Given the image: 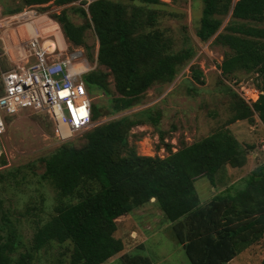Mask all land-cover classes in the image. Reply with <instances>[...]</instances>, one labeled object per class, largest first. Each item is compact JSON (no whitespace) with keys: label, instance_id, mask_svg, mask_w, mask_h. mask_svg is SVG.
Returning <instances> with one entry per match:
<instances>
[{"label":"trees","instance_id":"16d2710c","mask_svg":"<svg viewBox=\"0 0 264 264\" xmlns=\"http://www.w3.org/2000/svg\"><path fill=\"white\" fill-rule=\"evenodd\" d=\"M51 2L68 5L51 17L71 44L90 50L88 31H94L99 43L98 64L84 80L91 93L93 120L99 121L104 114L112 118L28 164L56 190L51 216L40 222L34 233V251L52 242H70V264H106L126 247L115 235L119 219L149 204L163 211L173 238L183 246L191 264H226L259 242L264 237V163H257L241 185L226 187L207 203L196 181L207 178L217 187L220 171L225 166L243 167L255 148L243 145L228 125L244 119L264 123V0H202L196 35L204 42L212 39L213 46L224 49L220 82L231 94L232 117L227 125L191 143L182 137L176 151L166 143L169 152L164 157L138 153L129 139L134 127H158L163 110L151 106L127 111L143 105L150 88L171 84L187 66L196 82H206L200 62L194 60V45L185 42L176 50L173 36L161 26L165 11L159 5L167 3L21 0L3 12L12 15ZM71 14L80 15L83 21H74ZM182 28L188 32L186 25ZM241 71L246 77L254 76L248 85L259 90L257 100L247 101L240 89L233 87L239 83ZM94 91L105 96L104 108L93 101ZM40 123L53 132L46 113ZM159 134L164 142L166 130L160 129ZM8 222L0 196V264H33V250L15 255L16 235L6 232ZM122 259L124 264H153L143 254L127 252Z\"/></svg>","mask_w":264,"mask_h":264},{"label":"rangeland","instance_id":"374dc122","mask_svg":"<svg viewBox=\"0 0 264 264\" xmlns=\"http://www.w3.org/2000/svg\"><path fill=\"white\" fill-rule=\"evenodd\" d=\"M20 1L0 0V18L9 16L3 12L5 8L14 7ZM162 1L167 4L159 5L165 11L164 17L160 20L161 26L169 30L173 36L176 50L184 46L185 42L194 45L197 51L194 60L200 62L206 81L205 83L196 82L191 76L189 66H187L171 84L156 85L150 88L145 103L127 111V113H131L151 106H157L163 110L158 127L151 124L134 127L129 139L131 144L136 146L138 153L158 154L164 157L169 152L166 143H171L173 151H176L181 145L182 137L191 143L227 125L232 117V110L230 107L231 94L226 90L225 84L220 82L221 69L219 65L223 60L224 49L213 46L212 39L204 42L196 35L195 27L202 14V0ZM65 6L68 5L61 6L51 2L46 6H38L35 10L38 12L37 17L41 16L44 17V20L47 19L42 25L45 29L50 28L47 35L52 34L53 36L50 38L53 40L60 38L61 43L67 44L70 49L74 47L83 49L84 58L88 60L90 68L93 69L98 64L99 43L92 29L88 31L87 37L91 46L90 50L84 45L71 44L64 33H62V37H57L60 31L54 28V22L57 23V21L51 17V14L60 12ZM43 7H47V9H43ZM71 16L78 23L83 21L78 14H71ZM227 21L228 18L221 29ZM183 25L188 27V32L183 30ZM10 27L9 25V27L0 28L2 39L0 45H5L2 31ZM42 37H40L41 42L43 41ZM11 46L16 48L14 44ZM23 46L28 48L26 43L17 47L21 54V58L18 56L21 59L20 62H16V58L14 61L11 60V56L8 54L0 55V72L12 68L22 70L36 62V58L32 56L29 63L25 64V56H23L25 47ZM89 54H92V57ZM84 75L82 76L84 77ZM239 75V83H235L233 87L241 90V87L245 86L241 91L243 93L245 91L246 94L247 89L250 88L244 81L250 76L246 77L245 71H241ZM229 80L225 79L224 81L230 85L232 82L229 84ZM111 81H113L112 78ZM111 85L113 86V82ZM89 95L91 96L90 92ZM92 98L94 102H97L99 108L105 107L106 98L103 94L94 91ZM102 111L105 113L107 110L102 109ZM42 114L32 108H25L17 114L9 116L8 119L11 120L7 123L6 132L0 141V196L4 199L5 211L9 218L6 232L11 230L16 235V256L27 250L34 251V233L38 224L48 220L54 210L55 188L50 182L42 180L40 173L34 172L28 166L30 162L36 161L42 155L50 154L60 145L54 139L52 130L47 132L40 123ZM111 118V115L104 114L97 122ZM228 126L243 145H255V148L250 150L246 165L241 168H233L234 176L240 178V181L235 184L239 186L243 183V178L249 175L257 163H264V123L260 119H256L253 123L244 119ZM160 129L166 130L165 143L160 140ZM139 132L142 133L138 135ZM230 168L232 167L225 166L220 171V189L222 190L228 181L224 173L228 174ZM196 187L204 203H207L215 194L213 186L207 178L197 180ZM119 220L120 226L115 235L124 241L126 247L122 252L110 258L106 264H124L122 255L127 252L149 256L153 264H191L183 246L173 238L170 222L156 204L140 207L131 216ZM71 252L72 244L70 242H52L38 251H34L33 264H70ZM263 257L264 237L226 264H261Z\"/></svg>","mask_w":264,"mask_h":264},{"label":"built area","instance_id":"2783aa9c","mask_svg":"<svg viewBox=\"0 0 264 264\" xmlns=\"http://www.w3.org/2000/svg\"><path fill=\"white\" fill-rule=\"evenodd\" d=\"M38 6L33 5L18 14L0 18V28L34 19L38 15L35 10ZM50 36H34L28 40L25 64L32 56L36 58L35 63L22 70L12 68L2 71L0 138L6 132L8 117L25 108L49 116L53 123V137L59 144L73 140L101 123L93 120L92 100L82 76L91 70L83 49H70L67 44ZM40 37L43 38L42 42ZM49 41L53 44L51 48ZM6 52V48L0 45V55ZM84 61L87 66L77 70L76 65L85 64ZM244 88L242 86L241 90ZM249 88L246 94L240 90L241 94L249 102L257 100L259 90Z\"/></svg>","mask_w":264,"mask_h":264},{"label":"crops","instance_id":"0c3cea01","mask_svg":"<svg viewBox=\"0 0 264 264\" xmlns=\"http://www.w3.org/2000/svg\"><path fill=\"white\" fill-rule=\"evenodd\" d=\"M46 21H47L46 18L44 20V17L42 18L41 16H38V17H35L34 19H31L30 21H26V22L21 23V24H16V25L2 31V38H3L4 43H5L4 47L6 48V51H7L6 53L11 56V58H10L11 60L14 61V58H16L15 61L20 62L21 59H19V57L21 58V56H20L21 54L18 52L17 47L22 46V43L27 44V40H29L30 38H32L34 36H47V33L49 32L48 30L50 28L45 29L42 26L43 23ZM52 22H54V21H52ZM54 24H55L54 28L61 32V33L59 32V36H57V37H62L63 36V34H62L63 30L60 27V24L58 22L57 23L54 22ZM51 36H53V35L51 34ZM57 39L61 42L60 38H57ZM11 44L12 45L14 44L16 46V48H14V47L12 48ZM23 47H25V46H23ZM26 49L27 48L25 47V50ZM23 56H25V55H23ZM224 175H226L228 181H226L225 185L223 186V190L226 187L232 186V185H234L240 181V178L234 176L235 171L233 168H230V172H228V174L224 173ZM217 183H218L217 187H213L215 194L222 191V189H220V185H221L220 175L217 179ZM149 205H147V206H149ZM140 217H142V215H140Z\"/></svg>","mask_w":264,"mask_h":264},{"label":"bare ground","instance_id":"6f19581e","mask_svg":"<svg viewBox=\"0 0 264 264\" xmlns=\"http://www.w3.org/2000/svg\"><path fill=\"white\" fill-rule=\"evenodd\" d=\"M48 43H49V47L51 48L52 45H53L52 42L49 41ZM83 63H85V64H81V63H79L78 65H76L77 70H79V69H81V68H84V66H85V67L87 66V64H86L85 61H84Z\"/></svg>","mask_w":264,"mask_h":264},{"label":"water","instance_id":"95a60500","mask_svg":"<svg viewBox=\"0 0 264 264\" xmlns=\"http://www.w3.org/2000/svg\"><path fill=\"white\" fill-rule=\"evenodd\" d=\"M253 77H254V76H250L249 79H246L244 82H245V83H248V81H249L250 79H252ZM0 141H1V138H0ZM153 200H155V198H153Z\"/></svg>","mask_w":264,"mask_h":264},{"label":"clouds","instance_id":"9594fccd","mask_svg":"<svg viewBox=\"0 0 264 264\" xmlns=\"http://www.w3.org/2000/svg\"><path fill=\"white\" fill-rule=\"evenodd\" d=\"M1 74H2V72H1Z\"/></svg>","mask_w":264,"mask_h":264}]
</instances>
